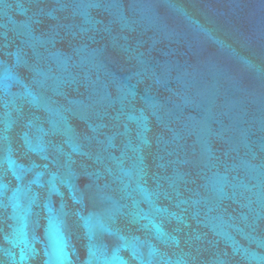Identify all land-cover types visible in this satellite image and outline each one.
<instances>
[{
  "label": "water",
  "instance_id": "obj_1",
  "mask_svg": "<svg viewBox=\"0 0 264 264\" xmlns=\"http://www.w3.org/2000/svg\"><path fill=\"white\" fill-rule=\"evenodd\" d=\"M0 264H264V0H0Z\"/></svg>",
  "mask_w": 264,
  "mask_h": 264
}]
</instances>
